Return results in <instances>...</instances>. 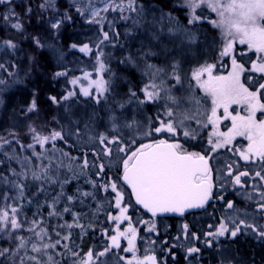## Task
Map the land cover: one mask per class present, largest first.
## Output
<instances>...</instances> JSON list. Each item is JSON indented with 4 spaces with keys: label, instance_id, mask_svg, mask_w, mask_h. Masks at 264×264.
<instances>
[{
    "label": "snow or ice",
    "instance_id": "snow-or-ice-1",
    "mask_svg": "<svg viewBox=\"0 0 264 264\" xmlns=\"http://www.w3.org/2000/svg\"><path fill=\"white\" fill-rule=\"evenodd\" d=\"M0 6L6 9L0 22L13 32L0 37V105L3 94L25 84L39 64L28 56L27 67L22 66L23 39L48 50L59 63L65 55L61 37L71 40L67 30L79 21L91 28L88 42L67 47L94 61L80 76H69L66 67L53 72L52 79L64 78L68 85L46 99L59 115L43 114L34 89L20 108L22 123L0 130V264H111L113 256L123 264H169L176 261L178 248L186 264H200L203 249L195 242L212 249L217 264H255L235 245L248 239L264 245V0H179L171 11L166 4L144 0H70L63 10L58 0H38L35 7L27 0L20 5L24 15L40 17L47 39L26 35L14 0H0ZM175 11L184 14L186 23ZM202 24L219 33L217 56L231 61L227 75H214L213 63L189 59L199 48ZM136 40L147 43L140 42L136 52L126 48L125 41ZM237 45L246 49L237 53ZM113 50H119L117 63L125 72L139 73L137 85L128 81L119 90L124 81L113 70ZM248 52L255 58L246 67L236 56ZM160 56L165 57L162 64L154 63ZM233 105L243 114L230 111ZM223 120H230L227 131L220 130ZM161 134L166 138H157ZM202 134L207 147L189 150ZM237 137L247 145H234ZM221 150L235 159H223ZM114 160L122 171L117 179L151 217H184L217 202L220 216L202 232L182 223L173 243L162 241L167 247L160 255L151 247L138 255L131 204L124 203L121 188L108 176ZM74 181L76 193L67 195L65 187ZM81 182L94 191H81ZM100 192L115 195L104 198L107 207L97 205L94 215L105 216L100 242L84 250L72 239L73 230H79V238L97 230L91 222L82 223L74 209ZM142 223L159 235L154 219ZM122 241L127 245L122 247Z\"/></svg>",
    "mask_w": 264,
    "mask_h": 264
},
{
    "label": "trees",
    "instance_id": "trees-1",
    "mask_svg": "<svg viewBox=\"0 0 264 264\" xmlns=\"http://www.w3.org/2000/svg\"><path fill=\"white\" fill-rule=\"evenodd\" d=\"M25 2H27V0H21V1L14 0V6L16 12L19 13L23 18L26 35H42L43 38L47 39L48 37L47 34L45 33L44 23L40 19V17L36 16L29 18L24 15L25 10L20 5ZM144 2L146 4L147 3L160 4V5L166 4L168 5V7L165 10L171 11L173 10L174 5L178 3V0H144ZM31 3L35 7V5L38 3V0H31ZM69 3L70 0H58V4L61 7V10H63L64 7L67 6ZM5 11L6 9L4 8V6H0V13H3ZM174 15H176L179 18V21L181 23H186L183 13L179 11H175ZM210 15L212 17L215 16V14H210ZM121 31H123V29H121ZM205 31L210 32V34L213 32L210 24L201 25V35H203ZM11 34H13L12 30L7 28V26L3 22H0V37H5ZM84 34H91V28L90 26L84 25L79 21L76 23L74 28H70L67 30L66 35L72 37V39L66 40L65 37H61L60 44L63 47L65 55L63 60L60 61L59 63H57L54 60L52 54L48 50L46 49L37 50L34 46L31 45V42L27 39H23L21 41L20 46L24 50V52L21 53V57H20L22 66L27 67L28 56H35L38 59L39 64L35 68V70L31 72L30 78L27 80L25 84L16 85L3 94V104L0 105V130H3L4 128L11 126L14 122L18 124L22 123L21 119H18L20 108L26 106V101L30 99L31 92L34 89L39 91L38 100L43 109V114L48 116L49 118H51L52 115H59V113L55 111L53 106L46 103V99L48 95H59L68 85L65 83L64 78H61L60 80L52 79V74L54 71L64 70L65 67L69 72V76L72 75L80 76L82 74V70H91V65L92 63H94V61H92V58L89 55L71 50L67 47V44L69 43L78 42L79 40L78 37ZM213 36H216V32ZM216 41H215V46L213 47L215 54H217V51L220 46ZM127 42L128 41H125V46ZM241 49H246V46L242 47L240 45H237L236 52L239 53ZM113 52L118 60L122 58L119 53V50H113ZM247 57L254 59L255 54L249 52L247 55L236 56L237 61L244 63L245 66H248L249 60H246ZM213 60H218V65L222 68L220 69V71H224V72L230 71L231 61L228 57L220 58L215 56ZM123 68L124 66L119 65L117 62L113 65V70L119 76H121L124 81V83H121L119 86L120 91L126 89L125 84L128 81L133 83V85L135 86L139 83V79H140L139 73L134 71L125 72ZM231 109L237 110L236 105L231 107ZM233 113L235 114V112ZM204 131L206 132L208 131V129H205ZM206 139L203 141L202 138L201 140L197 141L194 146L196 148H198L199 145L201 144L203 146H207L205 142ZM228 154L231 155L230 152ZM228 195L231 196V193H229ZM235 199H237V201L239 202L238 198ZM208 210L215 212L214 217L207 215L206 218L208 222H206V220L203 217L200 218V220L197 223V227L195 228V231L197 232L205 231L207 230L208 224L215 223L216 217H219L221 214L220 203L217 202L214 208L210 207L208 208ZM132 215L134 218L136 212L132 213ZM136 218L140 222L143 221L144 219L143 216L141 217L136 215L134 218L135 221ZM145 219L147 221L149 220L147 216H145ZM139 229L141 228L139 227L138 230ZM144 231H145L144 229L141 230L142 233H144ZM149 236L152 235L145 234L143 237L138 236L136 240V242H138V239H142L140 243L141 247L139 249L142 250V253L145 251V249L151 247V245H149V240H152V238ZM122 242L127 243V241H122ZM183 243H185V241ZM195 243H197L198 246L202 247L203 249L200 264H217L218 256L216 253L213 252L212 249L203 248V244L201 242H195ZM235 247L239 251L241 256L245 258L246 261L254 259L255 264H264V245L248 239V240H241L240 243L235 245ZM176 253H177L176 261H169V264H177V261L179 262V264H186V262L181 260V257L184 255L183 248H178L176 250ZM122 254L124 255V253ZM163 255H167V253L166 254L163 253Z\"/></svg>",
    "mask_w": 264,
    "mask_h": 264
},
{
    "label": "rangeland",
    "instance_id": "rangeland-1",
    "mask_svg": "<svg viewBox=\"0 0 264 264\" xmlns=\"http://www.w3.org/2000/svg\"><path fill=\"white\" fill-rule=\"evenodd\" d=\"M19 1H21V0H19ZM178 2H179V0H178ZM211 28H212V31H213L211 34H210V32H206V31L203 33V35L200 34L199 48H198V50L193 51V52L190 53L189 59L190 60H199L201 63H205V62L206 63H213V64L216 65V69L214 71V75H227L230 71H226V72L220 71L221 67L218 65V60H213L215 56L218 57L217 54H215L213 47L215 46L216 39H217L216 42L218 43V45H220L219 42H218L219 41L218 38H220V37H219L218 31L213 29L212 26H211ZM215 32H216V36H213L215 34ZM89 35L90 34H84L82 36H79L78 38H79V40H83L84 42H88ZM140 42L147 43L146 40H142V41L141 40L128 41L126 46H127V48L130 51L136 52L138 47H139ZM132 45H135V47H133ZM164 59H165V57L160 56L159 58H154L153 62L156 63V64H162ZM249 59H250L249 57L246 58V60H249ZM117 61H118V59L115 56V59L112 61V65H114ZM245 75H247V73H245ZM131 85L134 86L133 83H131ZM128 86H129L128 83H126L125 87H128ZM195 91L197 92V94L199 96L203 97V93L199 89H196ZM209 105H210V101H209ZM231 110H233V109H231ZM221 111L222 110H220V113H218V114H222ZM152 113H153L152 109H149L147 111V115H152ZM241 113H242V111H241ZM260 115H258V118L260 117ZM229 125H230V120H223L220 123V130L221 131H227V126H229ZM157 138H166V137H164V135L161 134V136L157 137ZM205 139H206V136L203 135V141ZM245 141L246 140H244L242 137H237L236 140L233 143L236 146H242L241 143L245 144ZM144 142H149V141L145 140ZM181 142H183L182 138H181ZM204 147L206 148L207 146H204ZM198 150L201 151V148H199ZM228 153L229 152L227 150H221L220 155H221V157L223 159H235L234 157L232 158L231 155H229ZM216 163L219 164L220 161L217 160ZM118 168H119V164H118L117 161L114 160L113 164H112V167H111V170L108 171V176L112 180L116 181L118 186L121 188V190L123 192V195H124V203L125 204H131V207L132 206L134 207V205H132V202L130 201V199H128V196L126 194L127 191H126L125 187L123 186V184L121 182V179H119V180L117 179L118 176H122V171H118ZM80 186H81V191H94L91 188L90 185L84 184L83 182H81ZM65 193L67 195H74L76 193V182L75 181L72 184L67 185L65 187ZM114 195L115 194H111L110 195L109 193L100 192V193L97 194L95 200H93L91 198H88V199L85 200L83 205H80L76 209H74L75 211H79L80 212V214L82 216V220H81L82 223H84L87 226L89 224V222H91L93 227L96 228V230H97L96 233H92L91 231L86 233L85 235H83L82 238L77 237L76 234H75L79 230H77V229L73 230L72 239L76 242V244H78L80 246V248H82L84 250H87L89 247H93V246H95L96 244H98L100 242L99 232H100V230L103 228V226L105 224V216H104L103 212H101L99 215H94V213L96 212L97 205H99L101 207H107V204L104 201L105 197H107L110 200V199H112V197ZM131 207H129L128 215H130L132 217V223L134 222L133 225L135 227H137V229H138L139 225L141 224V222L138 223L139 220L137 218H136V221H134L132 213H135V211L131 212ZM108 211H111L113 215H117L118 214V210H116L114 208H108ZM46 214L47 213H46V210H45V215ZM64 218L66 220H69V222H70V217L67 214L65 215ZM124 227H126V225H121V228H124ZM109 228H111V225H109ZM143 229L145 230L144 231L145 234L152 235V236H149V237L153 238V233L148 232L146 230V226L145 225L141 229L138 230V233H139L138 236L143 237L145 235L144 233L141 232V230H143ZM141 241H142V239H138V242H135L137 249H140ZM106 242L107 241H105V243ZM121 244H122V247H124V246H126L127 243L121 242ZM122 253H124V252H121L120 255H123ZM125 253L126 254L123 255V256L126 259H131L132 258V253H128V252H125ZM143 253H142V250H139L138 255H143ZM111 264H123V262L119 261L116 256H113Z\"/></svg>",
    "mask_w": 264,
    "mask_h": 264
},
{
    "label": "flooded vegetation",
    "instance_id": "flooded-vegetation-1",
    "mask_svg": "<svg viewBox=\"0 0 264 264\" xmlns=\"http://www.w3.org/2000/svg\"><path fill=\"white\" fill-rule=\"evenodd\" d=\"M220 69H222V68H220ZM237 110L238 111H242L238 107H237ZM258 115H260V113H258L257 116ZM241 145L242 146H246L247 145V142L245 141V144L241 143ZM186 147H187V145H186ZM189 150H192V151H200L195 146H193ZM231 157H232V155H231ZM121 182H122V179H121ZM122 184H123V182H122ZM123 186L125 187V189L127 191L126 194L128 196V199H130V201L132 202V205H134L133 204V201H132L131 194H130L128 188L124 184H123ZM133 211L136 212V215L137 216H141V217L143 216L144 217L143 221H147L145 219V216H147V215L144 212H142L141 210H139L135 205H134V207L133 206L131 207V212H133ZM214 213L215 212H212V211H210V210L207 209L206 211L204 210V211H202L200 213H197V214H189V215L184 216V217H162V218H155L154 220L156 221V227H157V230L159 231V235L157 236V235L153 234L152 240H155L156 241V244L151 245V248L156 249L157 254L160 255L161 254V250L167 247V245H165L164 243H162V241H165L166 240V241H168L169 244L173 243V241H174L173 238L175 236H177V235L180 234V230H181L182 223H188L189 224V228L191 230L195 231V228L197 227V223L200 220V218L203 217L206 220V222H208L206 216L207 215H210L211 217H214ZM135 216H134V218H135ZM148 219H149L148 221L153 220V218H148ZM143 226H144V224L141 221V224L139 225V227L142 228ZM187 243L188 242L185 241L184 244H187ZM125 254L126 253L124 252V255ZM164 254H166V253H164Z\"/></svg>",
    "mask_w": 264,
    "mask_h": 264
},
{
    "label": "water",
    "instance_id": "water-1",
    "mask_svg": "<svg viewBox=\"0 0 264 264\" xmlns=\"http://www.w3.org/2000/svg\"><path fill=\"white\" fill-rule=\"evenodd\" d=\"M128 187V186H127ZM128 189H129V191H130V193H131V195H132V198H133V202H134V204H135V196L132 194V192H131V189L128 187ZM136 205V204H135ZM138 208H140V206H138V205H136ZM143 212H145V213H147L150 217H151V214L150 213H148L146 210H143L142 208H140ZM202 210H198L197 212H195V213H191V214H196V213H199V212H201ZM186 215H189V213H186L185 214V216ZM162 217H180V216H178V215H176V214H164L163 216H158V217H151V218H162Z\"/></svg>",
    "mask_w": 264,
    "mask_h": 264
}]
</instances>
